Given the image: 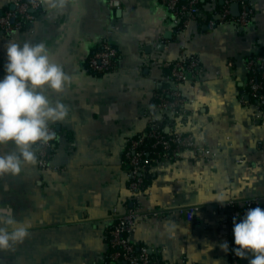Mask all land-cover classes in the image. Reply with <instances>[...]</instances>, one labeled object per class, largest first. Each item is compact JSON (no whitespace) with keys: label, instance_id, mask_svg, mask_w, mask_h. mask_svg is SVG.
I'll use <instances>...</instances> for the list:
<instances>
[{"label":"crops","instance_id":"1","mask_svg":"<svg viewBox=\"0 0 264 264\" xmlns=\"http://www.w3.org/2000/svg\"><path fill=\"white\" fill-rule=\"evenodd\" d=\"M15 1L0 0V16ZM248 2L253 15L247 27L192 22L178 32L160 0H118L115 7L109 0H64L62 9L40 0L27 28L0 31V76L9 41L43 42L68 76L62 91L42 89L50 102L67 107L66 118L49 125L56 132L49 165L26 163L18 175H0V206L31 223L23 242L0 250V264H105L112 216L133 202L197 208L193 222L154 216L136 221L132 239L148 247L155 262L230 264L232 226L218 199L264 205V122L244 87L245 59L264 46V0ZM103 40L118 56L113 69L97 74L87 59ZM182 46L199 65L179 85L186 118L166 113L171 128L164 131L189 134L209 153L184 151L156 164L133 200L122 163L127 140L142 132L149 117L159 118L153 93ZM18 151L11 142L0 144V155ZM224 241L227 252L219 246Z\"/></svg>","mask_w":264,"mask_h":264},{"label":"built area","instance_id":"2","mask_svg":"<svg viewBox=\"0 0 264 264\" xmlns=\"http://www.w3.org/2000/svg\"><path fill=\"white\" fill-rule=\"evenodd\" d=\"M171 14L177 31H183L192 22L205 24L208 28H214L218 24L230 23L242 28L247 27L252 20L253 9L248 0H160ZM218 3V5H217ZM118 0H109V5L115 7ZM237 5L238 13L231 10L232 5ZM40 8V0H17L12 10H7L0 16V31L10 35L14 31L21 30L23 24H30L36 18L35 11ZM118 50L109 42L103 40L87 59V67L91 71H104L113 69ZM197 57L188 54L181 47L179 56L170 61L166 66L169 71L162 77L164 85L156 89L153 97V107L159 112V118L149 117L142 132L130 136L123 154V165L126 168L128 189L133 200H136L144 191L143 177L147 170L163 161H174L181 158L184 151H190L195 157L207 156L209 150L200 146L189 134L177 131L165 132L164 128L170 127V120L165 116L170 112L173 116L182 119L187 116L183 97L179 85L188 81V74L198 67ZM232 67V62H228ZM245 91L250 103L257 108L260 118L264 122V46L260 52L250 54L245 59ZM50 130L55 131L52 126ZM53 141L47 144L42 142L33 145L36 161L39 166L49 165V151L53 148ZM260 204L257 199H244L239 208L234 202L220 203L219 210L227 211L231 224L230 234V264H240L231 249L235 247L233 241V217L243 215L249 208ZM261 206H264L260 204ZM233 206L235 208H233ZM197 208L169 207L155 208L143 207L133 202L126 206L121 215H113L109 229L107 230L108 251L105 264H167L165 261L155 262V256L146 246H136L132 234L138 219L154 216L160 219L173 217L184 219L188 222L195 220ZM178 264H187L183 258Z\"/></svg>","mask_w":264,"mask_h":264},{"label":"clouds","instance_id":"3","mask_svg":"<svg viewBox=\"0 0 264 264\" xmlns=\"http://www.w3.org/2000/svg\"><path fill=\"white\" fill-rule=\"evenodd\" d=\"M48 6L62 9L65 3L49 0ZM5 54L4 74L0 76V144L11 142L19 151L0 155V175H18L24 164L36 162L33 145L55 139L56 132L49 125L67 116L66 105L61 101L53 104L42 89L62 91L68 76L62 66L50 60L43 42L9 41ZM218 200L226 203L224 199ZM30 227V222L16 219L10 206H0V250L23 242ZM232 233L235 247L231 251L237 257L251 255L249 264H264V206L256 204L242 216H234ZM219 246L229 251L227 241Z\"/></svg>","mask_w":264,"mask_h":264},{"label":"trees","instance_id":"4","mask_svg":"<svg viewBox=\"0 0 264 264\" xmlns=\"http://www.w3.org/2000/svg\"><path fill=\"white\" fill-rule=\"evenodd\" d=\"M217 5H218V3H217ZM36 13H37V11H35V15H36ZM28 27V24H23V27L21 28V29H24V28H27ZM263 47V46H262ZM96 49V47L93 49V51ZM261 49V48H260ZM258 52H260V50L258 51ZM92 54V53H91ZM90 54V55H91ZM118 56V55H117ZM116 60H117V57H115L114 59H113V63L114 62H116ZM111 69H107V70H104V71H99V72H96V71H92L93 73H97V74H102V73H104V72H107V71H110ZM169 71V68L166 66L165 68H164V72L165 73H167ZM164 84H162V86H163ZM161 86V87H162ZM152 101H156V98L155 97H152ZM54 142V141H53ZM148 170L145 172V174H144V177H143V181H144V189L147 187V184H148V180H149V178H148ZM238 208H239V206H237ZM233 208H235L234 206H233Z\"/></svg>","mask_w":264,"mask_h":264},{"label":"water","instance_id":"5","mask_svg":"<svg viewBox=\"0 0 264 264\" xmlns=\"http://www.w3.org/2000/svg\"><path fill=\"white\" fill-rule=\"evenodd\" d=\"M238 8H237V5L236 4H233L232 5V8H231V10H232V12L234 13V14H237L238 13V10H237ZM242 216V215H241ZM240 258V257H239ZM251 258V255H249V257L248 258H240V264H249V259Z\"/></svg>","mask_w":264,"mask_h":264}]
</instances>
